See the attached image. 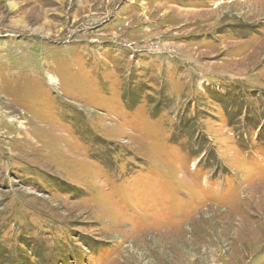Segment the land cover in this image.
Wrapping results in <instances>:
<instances>
[{
  "label": "rangeland",
  "instance_id": "374dc122",
  "mask_svg": "<svg viewBox=\"0 0 264 264\" xmlns=\"http://www.w3.org/2000/svg\"><path fill=\"white\" fill-rule=\"evenodd\" d=\"M0 264H264V0H0Z\"/></svg>",
  "mask_w": 264,
  "mask_h": 264
}]
</instances>
